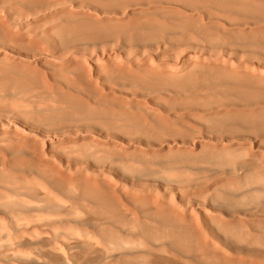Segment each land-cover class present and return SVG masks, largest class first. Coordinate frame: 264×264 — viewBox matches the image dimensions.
Segmentation results:
<instances>
[{
    "label": "rangeland",
    "instance_id": "obj_1",
    "mask_svg": "<svg viewBox=\"0 0 264 264\" xmlns=\"http://www.w3.org/2000/svg\"><path fill=\"white\" fill-rule=\"evenodd\" d=\"M0 264H264V0H0Z\"/></svg>",
    "mask_w": 264,
    "mask_h": 264
},
{
    "label": "bare ground",
    "instance_id": "obj_2",
    "mask_svg": "<svg viewBox=\"0 0 264 264\" xmlns=\"http://www.w3.org/2000/svg\"><path fill=\"white\" fill-rule=\"evenodd\" d=\"M57 258H58L60 261H62L63 263L66 262V261H65V258H64V255H62V254H59V255L57 256Z\"/></svg>",
    "mask_w": 264,
    "mask_h": 264
}]
</instances>
